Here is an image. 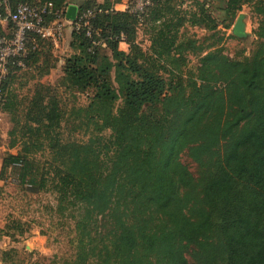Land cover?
I'll return each mask as SVG.
<instances>
[{
	"label": "trees",
	"instance_id": "trees-1",
	"mask_svg": "<svg viewBox=\"0 0 264 264\" xmlns=\"http://www.w3.org/2000/svg\"><path fill=\"white\" fill-rule=\"evenodd\" d=\"M21 1H51L63 11L69 2L110 7L8 0ZM195 1L96 12L91 36L86 25L70 26L72 52L56 85L37 79L21 95L12 77L25 67L15 63L0 80V111L11 114L7 144L17 147L2 156L0 175L55 192L56 209L74 219L72 264H264V0ZM243 4L257 16V40L233 57L217 26H230ZM140 24L147 49L136 41ZM186 25L208 32L186 34ZM35 44L24 61L39 77L53 66L45 53L53 42ZM187 53L198 62L185 71ZM59 85L86 91L88 102L68 108ZM78 128L85 139L70 136ZM24 223L9 217L0 235L22 234Z\"/></svg>",
	"mask_w": 264,
	"mask_h": 264
},
{
	"label": "rangeland",
	"instance_id": "rangeland-1",
	"mask_svg": "<svg viewBox=\"0 0 264 264\" xmlns=\"http://www.w3.org/2000/svg\"><path fill=\"white\" fill-rule=\"evenodd\" d=\"M98 2H109L112 0H97ZM133 4V0H125L123 9ZM210 8H213L212 1L207 2ZM196 6L195 0H184L181 7L190 8ZM243 13L245 21L244 36H237L233 31V23L230 26H223L219 23L217 28L219 33H223L220 44L223 50L233 57H241L249 54L257 38L254 32L258 21L257 16L251 10L248 4H243L237 15ZM69 24L64 27V35L57 44H53L45 50L48 55L47 63L53 64L49 71L41 76H37L33 64L25 66L24 69L18 70L12 77L13 86L22 94H29L37 82L40 81L56 85L62 75V66L65 58L72 52L69 46L70 30ZM145 25H137L136 41L143 49L149 45V36L145 31ZM180 30L186 34L202 36L208 31L200 26L186 25L180 27ZM126 39V36L123 37ZM121 48L126 49L128 44L122 40L119 44ZM39 60V62L42 60ZM198 57L194 53H187V63L184 70L195 69ZM31 61V60H30ZM29 62H27L28 64ZM58 94L61 103L68 108L71 105H85L88 102L89 93L86 91H74L63 89L58 86ZM1 124L8 131L11 125V114L9 112H0ZM108 131L106 130L105 133ZM65 129L63 135H67ZM70 136L77 139H85L86 133L79 128L70 132ZM8 135L4 143V149H1V157L7 152H16L17 147H10L7 143ZM3 145V144H2ZM181 159L192 170L194 175L198 174V168L195 161L186 153H181ZM57 198L54 191L50 189L32 190L27 184H21L11 172L8 171L0 175V226L9 217H17L24 221V232L16 234L14 237L9 235H0V264H72L75 256V230L74 219L69 215L68 210L60 212L56 209ZM14 230V229H13ZM13 248L10 254L2 259V250Z\"/></svg>",
	"mask_w": 264,
	"mask_h": 264
},
{
	"label": "built area",
	"instance_id": "built-area-1",
	"mask_svg": "<svg viewBox=\"0 0 264 264\" xmlns=\"http://www.w3.org/2000/svg\"><path fill=\"white\" fill-rule=\"evenodd\" d=\"M150 0H133L128 9L140 12ZM109 8H114L110 5ZM108 7L92 5L78 10L74 20L68 19L64 11L56 7L51 1L41 4L21 1L14 7L8 0H0V24L3 32L0 33V80L6 75L12 64L25 67L24 58L31 48L35 47L36 37L50 39L53 44L64 35L66 24L78 28L86 25V35L91 36L90 19L99 11H107ZM69 26V27H70ZM123 38V34L120 35ZM94 45L104 44L101 39H93Z\"/></svg>",
	"mask_w": 264,
	"mask_h": 264
},
{
	"label": "water",
	"instance_id": "water-1",
	"mask_svg": "<svg viewBox=\"0 0 264 264\" xmlns=\"http://www.w3.org/2000/svg\"><path fill=\"white\" fill-rule=\"evenodd\" d=\"M78 10H79V5L77 3L69 2L66 5L65 16L68 19L74 20L77 16ZM243 16H244L243 13L238 14L232 26L233 31L237 36H244L246 34L245 21L243 19Z\"/></svg>",
	"mask_w": 264,
	"mask_h": 264
},
{
	"label": "crops",
	"instance_id": "crops-1",
	"mask_svg": "<svg viewBox=\"0 0 264 264\" xmlns=\"http://www.w3.org/2000/svg\"><path fill=\"white\" fill-rule=\"evenodd\" d=\"M111 3H112V6L114 8L123 9V6L125 4V0H112ZM69 30H70V28H69ZM4 112H6V111H4ZM6 133H7L6 128L4 127V125L1 124V115H0V166H1V162H2L1 149H4Z\"/></svg>",
	"mask_w": 264,
	"mask_h": 264
}]
</instances>
